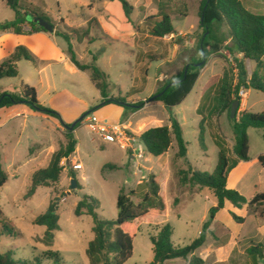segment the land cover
Here are the masks:
<instances>
[{"label": "rangeland", "instance_id": "obj_1", "mask_svg": "<svg viewBox=\"0 0 264 264\" xmlns=\"http://www.w3.org/2000/svg\"><path fill=\"white\" fill-rule=\"evenodd\" d=\"M128 1L133 6L130 22L143 30L137 49L132 45V40L117 42L111 47L104 40L90 43L89 39L95 33L90 38H83V33L87 30V24L83 26L84 21H89L93 16L91 0H21L23 9L46 15L54 27L73 38V50L80 62L87 64L96 58L98 66L108 75L111 96L126 98L130 104L145 98L146 103L136 112L124 110L121 120L123 125L119 127L124 134V140L122 143L117 141L124 148L118 143L106 142L86 121L87 117L103 107L100 93L91 82L89 73L76 69L70 61L53 62L41 71L39 67L43 60L26 47L36 58L38 66L26 60L19 61L16 64L18 76L0 80V94L22 96L23 85L34 87L39 102L45 108L56 112L59 118L30 112L7 116L13 110L20 111L24 108L23 104L0 108V152L3 169L9 175V180L0 187V208L4 213L0 216L1 254L12 252L16 260H33L40 256L42 264H55L53 259L47 260L45 256L52 251L60 254L61 264H90L86 249L94 238L93 220L88 215L75 216V208L81 196H93L100 202L97 213L101 219L115 220L118 215L116 200L119 192L123 190L128 194L134 191L132 200L140 202L147 191L146 183L151 174L156 176L159 183L165 210H151L148 215L133 222L138 231L134 239L133 256L126 264H150L153 261L151 237L156 236L163 226L169 224L173 228V246L184 248L200 236L204 223L210 220V210L216 206V199L209 188H204L191 201L183 202L177 208L173 207V200L178 194L172 192L170 186V161L174 162L173 155L178 149L177 144L174 142L167 154L154 157L148 153L139 138L134 140L129 135L136 136L147 128L170 125L174 117L182 128L190 164L195 170L212 174L218 164L219 154L215 137L222 135L229 157L232 158L231 144L234 135L227 113L218 115L214 104L210 103L212 96L203 92V87L212 76L219 78L212 89L219 87L226 71L232 68L233 73H236L234 64L229 65L224 59L211 55L192 92L180 105L168 110L152 96L167 81L178 77L186 63L199 60L201 2ZM241 1L249 11L264 14V0ZM159 13L169 14L175 31L186 34L176 40H170L168 36L162 39L148 38L150 27H147L145 21ZM14 19V11L5 5L4 0H0V22ZM71 29L76 33H72ZM88 31L91 33L94 30L89 27ZM58 40L65 47L68 46L64 38L58 36ZM182 46H186L185 53L179 51ZM191 47L192 50H189ZM175 49V60H160L171 58ZM66 54L70 56L69 53ZM225 55L229 56L228 53ZM157 58L160 59L153 60ZM181 62L183 65H180ZM245 66L248 78L254 71L264 75V57L260 64L245 60ZM160 74H163L162 80L156 81ZM242 90L244 94L239 96L243 98L247 94L246 109L252 113L263 112L264 93L252 89L246 93L244 88L240 92ZM104 111L98 115L104 114ZM86 115L88 116L85 117ZM82 117L85 118L75 134L78 140L77 152L75 150L69 163L68 159L61 161L62 173L59 181L48 184V187H39L33 197H28L27 191L32 181L30 170L33 166L30 159L37 161L35 169L46 167L52 152L66 144L68 129L65 126L73 125ZM108 120L107 123H116L112 118ZM201 132L203 136L200 140ZM247 134L250 173L241 181L237 191L250 200L256 193L264 191V166L258 161V157L264 155V131L249 128ZM129 139L134 140L132 145ZM73 164H81L82 168L74 170ZM175 165L178 167L179 164ZM171 167L175 173V166L172 164ZM183 167L186 169L185 163ZM71 172L75 173L76 190L71 189ZM236 175H231L229 183L236 179ZM51 204L56 205L59 230L54 232L53 242L47 244L42 241L46 228L34 225L32 220L45 213ZM235 211L239 217L244 218L242 223L232 220L228 210L223 209L219 211L218 221L210 226L212 232L207 235V241L195 252L196 256L205 261L204 264H252L247 247L251 243L253 246L264 245V205L252 208L244 205ZM228 218L233 221L230 228L223 225ZM3 226H8L11 231ZM233 236L237 243L234 251L230 252L227 244ZM261 257L258 262L264 264V251ZM188 260L189 258L168 260L165 264H188Z\"/></svg>", "mask_w": 264, "mask_h": 264}, {"label": "trees", "instance_id": "obj_2", "mask_svg": "<svg viewBox=\"0 0 264 264\" xmlns=\"http://www.w3.org/2000/svg\"><path fill=\"white\" fill-rule=\"evenodd\" d=\"M117 1L121 3L124 14L130 21L133 6L128 0ZM4 2L7 7L14 11L15 19L0 22V32H12L18 35L46 32L33 22V19L37 17H41L53 26L52 21L46 15L23 9L21 0H4ZM199 17V28L202 31L198 41L199 60L193 63H186L181 74L167 81L152 98L162 103L168 110H171L180 105L192 92L202 69L211 55L224 59L229 65L234 64L233 69L236 70V73H233L232 68L226 71L219 87L216 89L212 88H214L215 82L219 81V78L217 76L212 77L205 91L206 94L209 93L210 95L215 91V111H217L218 115L227 113L231 121L234 135L233 157H229L225 141L222 135L218 134L215 137V144L219 148L218 164L214 172L209 174L195 170L187 160V143L183 139L182 128L174 117L171 119V127H152L140 135L139 139L148 153L154 157L166 154L173 141H176L178 150L173 158V165L176 171L170 180L172 192L178 194L173 200L174 208L179 207L183 202L190 201L204 188L211 189L216 199V206L210 210V220L204 223L202 233L190 245L184 248H175L171 241L173 228L169 224L163 226L156 236H152L154 258L150 264H164L168 260L180 258L185 260L189 258L188 264H204L205 261L201 257L196 256L195 252L205 244L207 235L210 233V225L215 219L217 212L224 208L226 201L236 208H242L244 205L250 208L264 205V191L256 193L248 200L238 191L227 188L229 173L239 162L250 161L247 130L249 128H257L264 131V111L259 113L238 111L235 118L231 119L230 117L233 102H241L239 92L242 88L264 93V75L254 71L251 77L248 78L245 66V60L260 64L261 59L264 57V14H255L249 11L241 0H202ZM27 22L31 26L29 31H25L23 28V25ZM93 23H97L96 19L90 21V24ZM145 24L150 27V35L158 38H164L175 33L171 16L167 13H159L156 16L149 17ZM223 28L225 31H222ZM54 29L55 34L64 38L67 42L71 63L78 70L89 73L91 82L100 92L101 106L113 104L132 112L144 107L145 101L130 104L126 101V98L110 96L108 76L98 66L96 58L94 57L91 63H81L73 50L71 36L56 27ZM72 33H76V31L72 30ZM85 34H88V32L86 31ZM225 53H228L230 57L226 56ZM21 60L29 61L34 66H38L36 58L26 47L17 46L9 56L0 62V80L17 77L16 63ZM198 63L201 65L195 66ZM22 90V96L1 93L0 108L25 104L35 113L59 118L56 112L45 108L39 102L37 91L34 87L23 85ZM197 111H199V108ZM85 117L75 122L73 126L71 124L65 126L68 129L65 146L52 154L47 167L40 168L32 174L31 185L27 191L28 197H33L39 187H48V184H54L59 181L62 173L60 163L63 159H69L75 153L77 139L74 131ZM202 136L201 132L200 140ZM129 137L131 139L136 138L134 135H129ZM181 160L184 161L186 169L182 166L176 167L175 163L178 164ZM258 161L264 166V155H260ZM70 177L76 180L75 173L71 172ZM8 180L9 175L3 170L0 161V187L6 184ZM146 187L147 191L142 195L141 201L138 203L131 198L135 194L134 191L128 194L123 190L119 192L116 200L118 215L115 220L101 219L97 213L100 208V202L93 196H82L76 205L75 216L88 215L93 220L94 238L89 242L86 249L90 264H126L132 258L134 239L138 231L133 226V222L145 217L151 210L157 212L165 210V203L160 195V186L154 174L149 176ZM55 206V204H51L45 213L32 220L34 225L46 228L42 241L47 244L53 242L54 232L59 230V216L56 213ZM3 214V210L0 208V216ZM231 216L239 224L244 221V218L234 213H231ZM3 228L11 231L8 226H3ZM263 251L264 245L262 244L248 249L247 254L252 264H258V259L262 258ZM45 256L47 260L53 259L55 264L62 263L58 252L51 251ZM0 264H42V260L40 256L35 257L33 260H16L13 258L12 252H7L5 254L0 253Z\"/></svg>", "mask_w": 264, "mask_h": 264}, {"label": "crops", "instance_id": "obj_3", "mask_svg": "<svg viewBox=\"0 0 264 264\" xmlns=\"http://www.w3.org/2000/svg\"><path fill=\"white\" fill-rule=\"evenodd\" d=\"M201 1L202 0H200V2ZM90 8L92 9L91 12H92V15L93 16L90 17V20L89 21H84V25L83 26H85V24H87V30L86 31L88 32V34H85V32H86L85 31L83 33V38L84 37H87L88 38V36L90 38V36H92V33H95V36L94 37H91L89 39L90 40L89 41L90 43L93 44L96 41H102V40H104L111 47H113L114 44L117 43V42H126L128 40H132V45L137 49V46H138V43H139L138 41H140V39H139L140 38V34L143 32V30L141 28H138V27L136 28V26H134L126 18L125 14H124V11L122 9V5H121V3L119 1H117V0H115V1H109V0H91ZM93 19H96V21H97L96 24H94V23L93 24H90V21L93 20ZM89 27L92 28L94 31L91 32V33H89V31H88V28ZM23 28H24L25 31H29L31 29V26L27 22V23H25L23 25ZM71 30H74V29H71ZM49 34L50 33H48V32H37V33L26 34V35H16V34H14L12 32H0V62L4 58H6L7 56H9L17 46L27 47L28 49L34 51V53H36V55H38L43 60L42 61L43 64L39 67L41 71L43 69H45L46 66L50 65L53 62L59 63V62H62V61H70V56H68V54H66V52L68 53V49H67L68 46L65 47L63 44L60 43V41L58 40V36L55 34V32L52 33L51 35H49ZM185 34L186 33H183L181 31H175V33L169 35L168 38L170 40H176V38H180V37L184 36ZM147 36H148V38H150V37L151 38L152 37L158 38V37H155V36L150 35V33ZM72 39L73 38H71V40ZM160 39H162V38H160ZM175 46L177 47V45H175ZM185 49H186V46L179 47V51L180 52H183L184 51V53H185ZM176 50L177 49L174 50V54H173V56L171 58H168V59H160V58H157V59H153V60L160 59L161 61H164V62H172L173 60L176 59V56H177ZM189 50H192V47ZM148 57H152V56L148 55ZM70 63H71V61H70ZM84 64H86V63H84ZM180 65H183V62H181ZM200 75H201V73H200ZM162 76H163V74H160L158 76V78H156V81L162 80ZM89 77H90V75H89ZM212 77L208 80V82L206 83V85L203 87V92L206 91V86L210 82V80L212 79ZM198 80H199V78H198ZM248 91L249 90H247L246 93ZM203 92H202V95H203ZM211 96L212 97L210 99V103H213L214 104L215 91L212 92ZM246 96H247V94H246ZM245 97L241 98L239 112L248 111L246 109L248 102L246 101V98ZM100 100H101V96H100ZM201 100H202V98H201ZM142 101H145V98H142ZM18 105H20V104H18ZM23 106H24V108H22L20 111L16 112L15 110H13L10 113H8L7 116L8 117H11V116H15V115L24 114V113L28 114L29 112L30 113H35L27 105L23 104ZM162 106H164V105H162ZM104 110H106V111H104ZM101 111H104V114H100V116H99L98 113L101 112ZM124 114H125V112H124V108L123 107H120L118 105L110 104V105L103 106L101 109H99L96 112H94L93 114H91V116H89V117L86 118V121L89 118H91V117H95L98 120H102V121H106V122L109 121L108 120L109 118H112V120L116 121V123H109V124L120 127V126L123 125V123L121 122V120H122V117H123ZM167 126L168 127H171V124L170 125H167ZM147 129H145V130H147ZM142 133L136 134V137L139 138ZM75 134H76V130L74 131V135ZM75 137H76V135H75ZM129 140H131V139H129ZM134 140H133V143H134ZM122 142H119V143H122ZM174 142L176 143V141H173V143ZM115 143H118V142H115ZM0 144H1V141H0ZM132 144L130 143V145H132ZM233 144H234V139H233V142H232L231 145L233 146ZM77 145H78V140H77ZM119 145H121L123 147L122 144H119ZM77 149L78 148L76 146V152H77ZM177 150L174 152L173 158H174ZM54 152H52V154ZM51 156H50V159H51ZM72 158H69L67 160V163H69V161ZM50 159H49V162H50ZM0 161H1V164H2L1 152H0ZM30 162L32 163L31 165H33V166H31L30 172L33 174L36 170H38V169H35V167L37 166V161H33V159L31 158L30 159ZM49 162H48V164H49ZM182 162L183 163H180L179 162L178 163L179 164L178 166H180V167L182 166L183 167L184 166V161H182ZM172 164H173V162L170 161V168H171V173H172L170 176L173 175L172 167H171ZM2 168H3V165H2ZM42 168H45V167H42ZM234 173L237 174L236 175V179L232 183H229L230 177ZM249 173H250V162L249 161L248 162H244V161L239 162L237 164V166L228 175L227 188L233 189V190H236L237 191L238 190V187H239V185L241 183V181H244V179L246 177H248ZM170 179H171V177H170ZM186 202H189V201H186ZM223 209L228 210V213L230 215H231V213H234V214L237 215V213H236L235 210L236 209H239V208L234 207L230 202L226 201L225 202V206H224ZM223 209H221V210H223ZM218 214H219V211L217 212V214L215 216V219L212 221L211 225L213 223H215L216 221H218ZM232 220H233V218H232ZM232 220L230 218H228L227 219V222L226 223H223V225L226 228L227 227L228 228L232 227L233 226V221ZM211 232L212 231L210 230V233ZM206 241H207V238H206ZM236 243H237V241L235 239V236H233L232 238H230V240H229V242L227 244L229 246L230 252L234 251V249L236 248ZM252 246H253V244L251 243L247 247V250L246 251L248 252V249L250 247H252ZM259 259H261V258H259ZM258 264H259V262H258Z\"/></svg>", "mask_w": 264, "mask_h": 264}, {"label": "built area", "instance_id": "obj_4", "mask_svg": "<svg viewBox=\"0 0 264 264\" xmlns=\"http://www.w3.org/2000/svg\"><path fill=\"white\" fill-rule=\"evenodd\" d=\"M242 90L239 95H243ZM89 127L99 135L104 141L109 143L122 142L124 140V134L121 132L119 126H114L106 121L98 120L95 117H91L88 120ZM2 130V125H0V132ZM81 164H73L74 170L81 169Z\"/></svg>", "mask_w": 264, "mask_h": 264}, {"label": "water", "instance_id": "obj_5", "mask_svg": "<svg viewBox=\"0 0 264 264\" xmlns=\"http://www.w3.org/2000/svg\"><path fill=\"white\" fill-rule=\"evenodd\" d=\"M33 22L36 23V24H38L40 27H42L48 33H54L55 32L54 27L50 23H48L46 20L42 19L41 17L34 18L33 19ZM199 65H201V64L200 63L195 64V66H199ZM187 68H188V66L186 67V71H187ZM239 106H240L239 101H234L233 102V104L231 106V111H230V117H231V119L232 118H235L237 116V112H238ZM130 143L132 144L133 143V140H130ZM76 188H77V182H76L75 179H72V181H71V189L72 190H76Z\"/></svg>", "mask_w": 264, "mask_h": 264}]
</instances>
